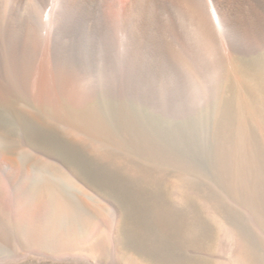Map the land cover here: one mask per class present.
Masks as SVG:
<instances>
[{
  "label": "rangeland",
  "instance_id": "374dc122",
  "mask_svg": "<svg viewBox=\"0 0 264 264\" xmlns=\"http://www.w3.org/2000/svg\"><path fill=\"white\" fill-rule=\"evenodd\" d=\"M91 32L48 39L73 74L54 98L30 54L0 75V264H264V52L218 83L202 48L195 79L142 48L126 91L121 41L110 61Z\"/></svg>",
  "mask_w": 264,
  "mask_h": 264
},
{
  "label": "bare ground",
  "instance_id": "6f19581e",
  "mask_svg": "<svg viewBox=\"0 0 264 264\" xmlns=\"http://www.w3.org/2000/svg\"><path fill=\"white\" fill-rule=\"evenodd\" d=\"M64 25H82L104 37L110 61L121 41L126 91L142 48L152 50L156 61L148 71L156 78L167 69L193 79L199 76L194 66L202 48L201 71H211L218 83L242 75L234 60L264 52V0H0V75L27 63L25 57L30 54L36 62L31 80L38 96L54 98L69 90L73 74L66 63L52 57L47 45L52 33ZM39 35L45 39L41 50L31 46V40ZM209 52L211 58L206 56ZM254 76L259 80L257 86L263 88L264 73ZM215 96L219 97L218 93ZM10 165L0 145V167L8 169Z\"/></svg>",
  "mask_w": 264,
  "mask_h": 264
}]
</instances>
